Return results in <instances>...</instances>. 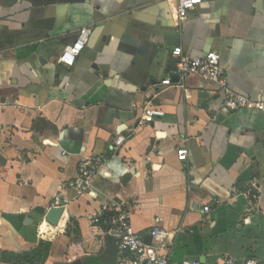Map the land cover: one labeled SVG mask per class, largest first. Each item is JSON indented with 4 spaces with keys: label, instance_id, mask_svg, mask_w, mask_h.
<instances>
[{
    "label": "crops",
    "instance_id": "0c3cea01",
    "mask_svg": "<svg viewBox=\"0 0 264 264\" xmlns=\"http://www.w3.org/2000/svg\"><path fill=\"white\" fill-rule=\"evenodd\" d=\"M175 6L0 0V264H121L107 221L91 222L110 200L124 203L147 243L153 227L168 230L162 253L173 262L264 264V111L223 114L218 84L197 75L162 84L179 81L176 47L215 51L233 89L263 101L264 0H205L180 23ZM84 26L89 44L73 66L60 64ZM149 104L165 114L143 122ZM90 156L105 159L90 191H64ZM253 185L256 202L241 195ZM59 195L67 203L53 226ZM41 241L50 243L41 261L4 258Z\"/></svg>",
    "mask_w": 264,
    "mask_h": 264
},
{
    "label": "built area",
    "instance_id": "2783aa9c",
    "mask_svg": "<svg viewBox=\"0 0 264 264\" xmlns=\"http://www.w3.org/2000/svg\"><path fill=\"white\" fill-rule=\"evenodd\" d=\"M205 0H176L174 8V18L178 23L186 19L190 13ZM93 35V29L89 26L80 28L75 42L67 46L60 54L58 62L64 66H73L77 58L89 44ZM173 56L177 59V75L179 81L174 83L171 78L162 81L165 86L183 87L186 79L191 75L200 76L208 82L218 84L224 94V102L221 107L223 114H232L241 109L264 111V101L254 100L247 94H242L233 89L229 82L227 70L221 62L220 56L215 51H209L201 56L187 55L181 46L176 47ZM163 110L149 106L144 108L143 122L151 121L156 117H162ZM126 141V137L120 134L116 140V147L119 148ZM189 150L182 146L178 150V158L181 161L188 159ZM105 159L102 156H90L84 158L79 163V175L74 180H69L62 185L64 191H73L76 196H80L90 191L91 179L103 166ZM241 195L251 202H256L260 198V191L256 185L248 186L241 191ZM67 201L59 195L54 199L55 207H65ZM205 212L210 211V206H205ZM106 219L108 232L118 239V249L122 255L121 264H205L199 260H184L173 262L162 250L167 249L169 231L161 226L153 227L149 234L153 241L151 244L145 241L143 234L134 230L130 213L125 208L124 203L117 200H110L101 205L100 209L93 213L91 222L99 225ZM222 264H256V261L249 259L246 262H239L232 257L224 258Z\"/></svg>",
    "mask_w": 264,
    "mask_h": 264
},
{
    "label": "trees",
    "instance_id": "16d2710c",
    "mask_svg": "<svg viewBox=\"0 0 264 264\" xmlns=\"http://www.w3.org/2000/svg\"><path fill=\"white\" fill-rule=\"evenodd\" d=\"M106 221V219H103ZM49 242L41 241L38 249L34 252H27L22 254H15V253H7L5 254V259L9 261L19 262V263H27L33 261H41L45 255H47L49 250Z\"/></svg>",
    "mask_w": 264,
    "mask_h": 264
},
{
    "label": "water",
    "instance_id": "95a60500",
    "mask_svg": "<svg viewBox=\"0 0 264 264\" xmlns=\"http://www.w3.org/2000/svg\"><path fill=\"white\" fill-rule=\"evenodd\" d=\"M203 97H206V94L203 95ZM263 101H264V98H263ZM63 211L64 209L62 207H53L47 215V218H46L47 222H49L53 226H57L60 222ZM150 239H152V237H150ZM149 243H151V241Z\"/></svg>",
    "mask_w": 264,
    "mask_h": 264
}]
</instances>
